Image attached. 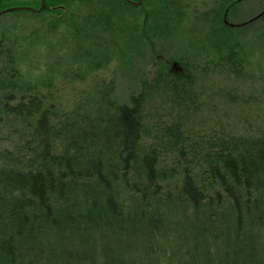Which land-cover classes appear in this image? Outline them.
<instances>
[{
    "label": "trees",
    "instance_id": "1",
    "mask_svg": "<svg viewBox=\"0 0 264 264\" xmlns=\"http://www.w3.org/2000/svg\"><path fill=\"white\" fill-rule=\"evenodd\" d=\"M61 4L13 12H56L57 27L68 20ZM157 17L133 31L134 46L161 37L148 24ZM113 19L108 7L86 18L93 32ZM258 22L264 32V17ZM85 29L75 26L79 43ZM233 32L221 25L196 39V52L212 50L205 63L180 57L179 73L162 62L128 102L109 81L65 103L54 96L56 78L82 81L109 61L79 49L78 63L35 74L24 66L33 35L1 31L0 264H264V123L193 139L181 113L197 102V73L209 64L245 72L240 44L226 38ZM153 90L180 111L154 132L145 114Z\"/></svg>",
    "mask_w": 264,
    "mask_h": 264
},
{
    "label": "rangeland",
    "instance_id": "2",
    "mask_svg": "<svg viewBox=\"0 0 264 264\" xmlns=\"http://www.w3.org/2000/svg\"><path fill=\"white\" fill-rule=\"evenodd\" d=\"M49 1L50 4L62 2L59 6H66L68 20L63 25L49 24L61 16L52 11L41 18L32 12H10L0 16V32L18 33L22 38L33 35L29 43H23L28 54L24 66L27 70L33 69L35 74L46 69L56 72L71 62L78 63L74 58L79 49H83L84 54L86 50L93 52L95 60L91 57L89 61H109L107 66L90 73L82 72V81L72 83L69 79L56 78L52 82L54 96L65 103L75 99L80 92L93 90L98 83L109 81L116 83L115 93L119 101L128 102L132 94L140 93L142 83L152 85L156 69L162 62H169L171 71L173 62L180 61V57L196 58L201 64L205 63L212 50L196 52L192 44L196 39L209 37L210 31L220 29L224 10L231 3L237 2L230 14L233 22L247 21L264 9V0H145L138 7L124 6L117 1L109 4L103 0ZM37 2L4 0L1 9L35 6ZM105 7L113 11V24L110 28L102 27L99 32H93L86 18ZM153 14L159 17L156 21L149 20L148 24L158 26L161 37L151 46L142 42L134 46L131 42L133 31L141 29L146 24L147 15ZM76 25L87 28L78 36L83 39L81 43L75 37ZM260 26L258 22L248 29L226 35L227 39L240 44L237 50H240L247 68L239 77L230 71L231 66L220 63L216 66L214 62L208 65V73H197L199 80L194 88L198 91L197 102L195 105L189 103L192 107L181 111L182 115L189 114L185 123L193 139L220 132L241 133L245 126L257 127L264 123V32H259ZM211 44L209 40L208 46ZM223 54L227 55V52ZM165 99L153 90L152 97L146 102V123L153 132L157 126L170 123L179 116V109L173 110L172 104ZM170 245L176 249L179 243L172 240Z\"/></svg>",
    "mask_w": 264,
    "mask_h": 264
},
{
    "label": "flooded vegetation",
    "instance_id": "3",
    "mask_svg": "<svg viewBox=\"0 0 264 264\" xmlns=\"http://www.w3.org/2000/svg\"><path fill=\"white\" fill-rule=\"evenodd\" d=\"M241 1L244 2L245 0H241ZM236 5H237V2L235 1L234 3H231L228 7L225 8V10H224L225 13L223 15V18L221 19V23H222V26L224 27V29H226V27H228V28H231V29L236 30V31L237 30H245V29H248V27H251V26L257 24L258 23V20L261 19L262 17H264V16H262L257 21H254L252 23H248L246 26H238V25L246 24L248 21H250L253 18L257 17L258 14L264 12V9L261 12H259L257 15H255V16H253L251 18H248L247 21H244V22H237V21L236 22H233L230 19V14L232 13L231 12L232 9L235 8ZM226 14H227V16H226ZM175 62H177L178 64H177V67L176 68H173V65H172V72L173 71L174 72H179V73L183 72L184 69H185L183 67V62H181V61H174L173 64Z\"/></svg>",
    "mask_w": 264,
    "mask_h": 264
},
{
    "label": "water",
    "instance_id": "4",
    "mask_svg": "<svg viewBox=\"0 0 264 264\" xmlns=\"http://www.w3.org/2000/svg\"><path fill=\"white\" fill-rule=\"evenodd\" d=\"M0 1H1V0H0ZM46 1H47V0H42V2H41V6H40V9H34V8H32V7L8 8V9H6V10L0 12V16H2V15H4V14H8L9 12L18 11L19 9H24V10H28V11L30 10V11H33V12H38V13H40V12L44 11V8H45V6H46ZM126 1H128L132 6H135V7L140 6V4L143 2V0H138L137 2H134V1H132V0H126ZM226 16H227V14H226ZM262 16H264V12L258 14L257 17H255V18H253L252 20L248 21L246 24H242V25H238V26H246L248 23H252V22H254V21H257V20H258L259 18H261ZM177 64H178V63L175 62V63L173 64V68H176V67H177Z\"/></svg>",
    "mask_w": 264,
    "mask_h": 264
},
{
    "label": "bare ground",
    "instance_id": "5",
    "mask_svg": "<svg viewBox=\"0 0 264 264\" xmlns=\"http://www.w3.org/2000/svg\"><path fill=\"white\" fill-rule=\"evenodd\" d=\"M10 13V12H9Z\"/></svg>",
    "mask_w": 264,
    "mask_h": 264
}]
</instances>
